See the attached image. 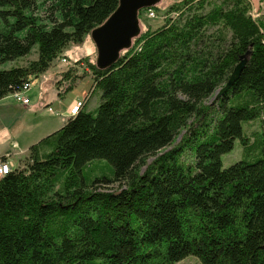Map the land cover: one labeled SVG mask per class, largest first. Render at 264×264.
Segmentation results:
<instances>
[{"label": "trees", "instance_id": "trees-1", "mask_svg": "<svg viewBox=\"0 0 264 264\" xmlns=\"http://www.w3.org/2000/svg\"><path fill=\"white\" fill-rule=\"evenodd\" d=\"M178 1L165 25L144 32L112 67L99 69L91 56L76 62L94 75L101 105L31 146L0 179V264H264V15H251L250 0ZM119 5L0 0V65L38 47L37 60L0 71V100L46 73ZM249 50L231 90L206 104ZM80 77L66 72L59 96ZM256 120L260 157L224 169L236 140L251 149L244 124ZM114 182L125 189H97Z\"/></svg>", "mask_w": 264, "mask_h": 264}, {"label": "rangeland", "instance_id": "rangeland-1", "mask_svg": "<svg viewBox=\"0 0 264 264\" xmlns=\"http://www.w3.org/2000/svg\"><path fill=\"white\" fill-rule=\"evenodd\" d=\"M251 1L252 0H250V2ZM178 2H179L178 0H162L156 6L158 8L157 10L154 9L155 7H152L153 9L148 8L147 11L142 12V14L139 13L140 25H141V30H142L141 35L144 32H146L148 29L158 30L159 28L163 27L165 25L166 13L169 14L168 11H170L172 6H174ZM259 3L260 5L261 4L264 5V0H259ZM258 8H259L258 11H254V9H252L251 15L253 17H257L262 14V10L264 6L258 7ZM151 13H153L154 16H152ZM39 15H41L44 18V20H47L46 19L47 13L45 11L42 10ZM46 24L50 25L48 20L46 21ZM141 35L139 37H141ZM134 41H133V44H134ZM97 55L98 54H97L96 46L90 35L85 37L83 43L70 45L65 50V53L63 54V56H61L57 61H55L52 64V67L46 73L39 76L38 78L34 77L31 79L32 82L28 83L30 85V89L24 93V96L29 99L28 104H25V105L28 106L32 102L31 106L34 107L40 101H42V103L45 102V99L46 101H49V102L51 101L52 104L50 103L51 105L46 106L44 110L47 111L48 115L55 116L54 122L57 124L59 123L58 126H61V127H58L59 128L58 130H60L63 124H65L62 122L75 118L83 110L84 111L88 110L92 113L96 112L102 102V92L99 89H95L94 75L91 74L90 71H88V68L86 66H83L84 65L83 63H79V62L76 63V62L82 58L89 57V56H91L92 59L96 62ZM37 59H38V47L36 46L34 47V50L30 56L14 61V62H8V63L0 65V71L27 66L29 64L28 63L29 61L32 62ZM75 68L78 69V72L81 75V77L77 80V83L75 84L74 89L68 92L67 94H65L62 98L59 96L60 90L58 89L63 87L64 83H66V81L62 82L63 75L66 72L73 70ZM20 91H22V89ZM216 93L206 102V104H212V102L215 99ZM14 94L9 95L4 100H10L11 98L14 101H16L13 98ZM16 102L20 103L18 101ZM77 103L79 104L82 103V105L79 107L78 114L74 115L71 112V108L76 106L75 104ZM43 107H44V104L42 108ZM39 114L40 113H38V115ZM41 116L45 117V114ZM218 117H219V113H218V110H216L212 114L211 118L212 120L215 121L218 119ZM25 120H27V116L25 117ZM184 133L185 132L180 134V136L176 139L175 144L165 151L171 150L176 144H178ZM2 135H5V134H2ZM244 135L247 136L249 140H251V143L248 145L251 147V149H249L247 152L244 149L242 141L240 139L236 140L234 150L231 153L224 155L222 158L224 169L229 168L230 166L234 165L235 163L239 161H242L245 159L254 161L260 157L262 153L260 138H262L263 136L262 121L256 120L250 123H245L244 124ZM12 148L13 150H15L14 153L12 152L8 153L6 154V156L0 158V160L7 161L8 163L7 162H3V163L11 165V169L15 166L14 158L17 157V155L22 156L23 154H25L23 152H19L18 147L16 145H14ZM165 151H162L160 154H164ZM25 155H27V152ZM154 159L155 157L150 158L148 160V164H150ZM22 165L23 164H21V166ZM145 168L146 166L142 168V171H144ZM104 173H105V169L99 171L97 175H102ZM3 177L4 176L0 174V179ZM97 187L99 191H106V192L114 193V192H119L122 189H125V183L124 182H114V183H111L110 185H101ZM179 264H200V262L195 257H189Z\"/></svg>", "mask_w": 264, "mask_h": 264}, {"label": "water", "instance_id": "water-1", "mask_svg": "<svg viewBox=\"0 0 264 264\" xmlns=\"http://www.w3.org/2000/svg\"><path fill=\"white\" fill-rule=\"evenodd\" d=\"M162 0H120L118 9L101 26L94 29L91 38L97 49L96 65L105 70L116 64L121 54L133 46V41L141 35L140 11L156 7ZM251 50L240 59L228 82L220 88L212 104L220 100L240 78L246 68Z\"/></svg>", "mask_w": 264, "mask_h": 264}, {"label": "crops", "instance_id": "crops-1", "mask_svg": "<svg viewBox=\"0 0 264 264\" xmlns=\"http://www.w3.org/2000/svg\"><path fill=\"white\" fill-rule=\"evenodd\" d=\"M251 3L254 11H258V7L264 6L263 4L260 5L259 0H252ZM262 15H264V8L262 14L256 18ZM12 100L11 98L10 100H0V158L6 156L8 153H14L15 150L12 148L14 145L18 147L19 152L25 154L27 152L28 154L31 146L57 132L58 127H61L58 126L59 123L54 122L55 116L48 115L47 111L44 110L46 106L52 104L51 101L49 102L45 99V102L42 103L40 101L36 106L32 107V102L26 106ZM43 104L44 107L42 108ZM38 113L40 114L38 115ZM44 114L45 117H42L41 115ZM26 116L27 120H25ZM66 121L62 123L66 124ZM25 154L22 156L17 155L14 158V170L21 166L22 159L27 156Z\"/></svg>", "mask_w": 264, "mask_h": 264}, {"label": "built area", "instance_id": "built-area-1", "mask_svg": "<svg viewBox=\"0 0 264 264\" xmlns=\"http://www.w3.org/2000/svg\"><path fill=\"white\" fill-rule=\"evenodd\" d=\"M152 16H154L153 13H151ZM258 17V16H257ZM256 18V17H254ZM30 89V85L29 84H26L24 86V88L22 89V91H19L17 93H15L13 95V98L20 102L21 104L25 105V104H28L29 102V99L27 97L24 96V93L27 92L28 90ZM76 106L72 107L71 108V112L75 115V114H78L79 112V107L82 105L77 103L75 104ZM3 162H7V161H3V160H0V174L5 176L7 174H9L11 172V165H8V164H5ZM8 163V162H7ZM10 166V167H9Z\"/></svg>", "mask_w": 264, "mask_h": 264}, {"label": "bare ground", "instance_id": "bare-ground-1", "mask_svg": "<svg viewBox=\"0 0 264 264\" xmlns=\"http://www.w3.org/2000/svg\"><path fill=\"white\" fill-rule=\"evenodd\" d=\"M90 76V75H89Z\"/></svg>", "mask_w": 264, "mask_h": 264}]
</instances>
